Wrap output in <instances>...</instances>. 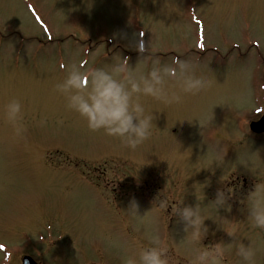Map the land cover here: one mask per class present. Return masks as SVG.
<instances>
[{"label": "rangeland", "instance_id": "rangeland-1", "mask_svg": "<svg viewBox=\"0 0 264 264\" xmlns=\"http://www.w3.org/2000/svg\"><path fill=\"white\" fill-rule=\"evenodd\" d=\"M144 56L198 58L194 73L208 83L184 92L169 79L180 97L171 102L139 94L153 121L135 148L89 129L55 87L73 62L89 71L127 59L146 71ZM12 98L19 134L3 115ZM260 114L264 0H0V264H20L21 253L39 264H124L153 237L168 264H193L194 249L218 241L222 264H248L238 241L264 264V228L248 219V193L264 185V133L248 129ZM217 189L228 206L212 202ZM132 196L136 216L125 211ZM184 204L201 208V242L173 211Z\"/></svg>", "mask_w": 264, "mask_h": 264}, {"label": "clouds", "instance_id": "clouds-1", "mask_svg": "<svg viewBox=\"0 0 264 264\" xmlns=\"http://www.w3.org/2000/svg\"><path fill=\"white\" fill-rule=\"evenodd\" d=\"M137 51L145 52L143 42L138 45ZM141 64L146 71L134 69L127 59L107 67L83 71L81 64L73 62L65 78L55 87L66 95L67 106L86 120L89 129H103L107 135L119 137L123 144L135 148L150 135L153 121V116L146 114L139 102V94L171 102L180 97L176 92L169 93L166 88L169 79L175 80L184 92H198L208 83L203 75L194 73L198 58L173 56L167 62L159 56H144ZM89 79L90 86L87 83ZM3 115L17 134L22 132V106L18 99L12 98L4 105ZM228 199L224 189H217L212 202L221 208L228 206ZM248 200L249 221L255 227L264 228V185L256 184L254 190L248 193ZM159 206L166 208V201L160 200ZM139 207V201L132 196L125 211L136 216ZM173 211L187 221L183 228L192 240L201 242L208 234L209 228L204 224L205 218L198 204H184ZM227 233L234 236V231ZM153 242L154 246L140 249L138 259L128 257L124 264H168L167 244L159 237H153ZM236 243L237 255L248 264H253L254 250L251 245ZM202 245L194 249L193 264H222L226 251L223 241Z\"/></svg>", "mask_w": 264, "mask_h": 264}, {"label": "water", "instance_id": "water-1", "mask_svg": "<svg viewBox=\"0 0 264 264\" xmlns=\"http://www.w3.org/2000/svg\"><path fill=\"white\" fill-rule=\"evenodd\" d=\"M250 128L255 132H261L264 130V116L258 121L251 123ZM23 264H34L28 257L23 258Z\"/></svg>", "mask_w": 264, "mask_h": 264}, {"label": "flooded vegetation", "instance_id": "flooded-vegetation-1", "mask_svg": "<svg viewBox=\"0 0 264 264\" xmlns=\"http://www.w3.org/2000/svg\"><path fill=\"white\" fill-rule=\"evenodd\" d=\"M87 264H100V263H87Z\"/></svg>", "mask_w": 264, "mask_h": 264}, {"label": "snow or ice", "instance_id": "snow-or-ice-1", "mask_svg": "<svg viewBox=\"0 0 264 264\" xmlns=\"http://www.w3.org/2000/svg\"><path fill=\"white\" fill-rule=\"evenodd\" d=\"M202 46V45H201Z\"/></svg>", "mask_w": 264, "mask_h": 264}]
</instances>
